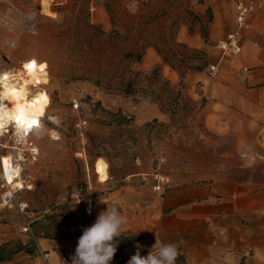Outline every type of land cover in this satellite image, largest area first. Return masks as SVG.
Here are the masks:
<instances>
[{
	"label": "rangeland",
	"instance_id": "rangeland-1",
	"mask_svg": "<svg viewBox=\"0 0 264 264\" xmlns=\"http://www.w3.org/2000/svg\"><path fill=\"white\" fill-rule=\"evenodd\" d=\"M43 1L0 0L3 67L26 77L21 68L29 60L48 66L49 84L39 88L46 94L47 112L35 120V127L40 119L42 124L28 137L39 146L37 160L26 149L9 148V138L1 150L3 161L19 159L23 190L17 195L29 204L34 235L33 221L39 217L68 223L83 200L93 202L123 184L119 181L134 177L136 186L152 181L161 157L162 172L179 181L225 178L264 190V117L248 115L256 108L235 98L243 95L235 79L244 78L233 73L234 60L220 62L217 42H209L213 14L207 0H51L49 11ZM159 50L175 65L178 82L169 79ZM175 50L180 62L172 57ZM151 53L161 63L150 68ZM212 65H219L214 75ZM74 99L82 103L78 112L72 109ZM143 101L162 106L168 121L142 125L132 104ZM175 103L179 109L173 112ZM122 107H129L128 116ZM216 109L228 112L229 121L217 134L209 122ZM79 120L88 122L81 132L75 127ZM246 142L254 147L243 154L237 146ZM98 159L114 178L108 185L95 173ZM76 192H81L80 204L72 198ZM23 224L14 210L1 211L0 227L15 232ZM15 247L16 242L1 246L0 253L6 257Z\"/></svg>",
	"mask_w": 264,
	"mask_h": 264
},
{
	"label": "crops",
	"instance_id": "crops-1",
	"mask_svg": "<svg viewBox=\"0 0 264 264\" xmlns=\"http://www.w3.org/2000/svg\"><path fill=\"white\" fill-rule=\"evenodd\" d=\"M237 1L254 3V11L243 33L242 52L231 65L233 73H240L244 78L235 79L238 91L243 94H235V98L256 108L248 115L259 119L264 117V0H207L213 14L209 42L215 44L234 28ZM147 59L150 68L161 63L157 54L151 53ZM164 67L169 68L172 83L178 82L176 72L167 65ZM132 105L139 110L138 119L142 125L152 120L168 121V116L155 104L143 101ZM128 108L122 107V113H129ZM225 113L218 109L211 111L209 122L215 127L211 132L217 134L222 132L221 128L228 127L229 121H225L228 112ZM253 147L246 142L237 149H242L244 154ZM133 178L119 181L123 184L93 202L83 200L81 207L73 210L68 223L57 218L44 219V216L35 219L36 240L33 243L27 241L19 229L11 232L7 226L0 227V247L16 242L15 249L3 257L0 264H45L40 250L47 253L48 264H61V260L71 264L67 254L71 259L79 237L68 236L67 229L82 234L83 228L93 224L107 206H117L127 217L120 238L130 239L124 249L119 239L111 264H127L138 245L141 255L146 256L156 238L178 245L176 264H264V190L256 191L249 182L225 178L189 184L172 175L170 187L155 191L153 181L136 186L139 179ZM111 179L114 178L110 175Z\"/></svg>",
	"mask_w": 264,
	"mask_h": 264
},
{
	"label": "built area",
	"instance_id": "built-area-1",
	"mask_svg": "<svg viewBox=\"0 0 264 264\" xmlns=\"http://www.w3.org/2000/svg\"><path fill=\"white\" fill-rule=\"evenodd\" d=\"M253 11L254 3L247 4L243 1H237L235 5V28L215 45V48L220 52V62L229 59L234 60L242 52L243 33L248 27V21ZM4 61V58L0 56V111L3 112L9 111L12 108V104L9 99L3 96L5 86L8 83H22L23 78H26L23 77L21 73L5 69L2 64ZM25 64L22 65V73L26 72ZM218 71L219 65H212L209 68V73L211 75L216 74ZM29 89L32 91L36 89V87L32 85ZM81 107L82 103L80 101L75 99L72 101V109L74 112L80 111ZM0 121V213L2 210H14L24 221V224L20 229L21 233L30 234L31 238L35 241L36 239L31 228L32 222L29 221V204L26 201L21 200L17 195L20 191L16 188L14 189L13 186L10 185L1 163L3 158L1 150H5V148H7V144L3 143V139L9 138V140L12 141V145L9 148L14 150L26 149L29 152L30 159L32 161H36L39 156V146L33 141L28 140V137L40 128L42 120L40 119L39 126L33 127L28 132L26 131L24 135L19 131L17 125L13 121H7L5 119H1ZM87 123L88 122L86 120H79L75 127L81 132L86 128ZM10 161L14 166L20 167L17 165V163H19V159H12V157H10ZM164 161L165 159L163 157L158 158L155 171L151 175L154 183L153 189L155 191H162L172 185V178L162 172ZM21 171L20 167V176ZM72 198L76 204H80L82 202L81 192H76ZM40 256L44 263L48 264L47 253L40 250Z\"/></svg>",
	"mask_w": 264,
	"mask_h": 264
},
{
	"label": "clouds",
	"instance_id": "clouds-1",
	"mask_svg": "<svg viewBox=\"0 0 264 264\" xmlns=\"http://www.w3.org/2000/svg\"><path fill=\"white\" fill-rule=\"evenodd\" d=\"M88 212L91 213L90 207ZM127 222V217L117 206H107L93 224L83 228L71 264H111L117 252L121 229ZM140 247L137 246L127 264H175L178 256L176 243H163L157 238L146 256L141 255ZM61 264L67 262L61 260Z\"/></svg>",
	"mask_w": 264,
	"mask_h": 264
},
{
	"label": "bare ground",
	"instance_id": "bare-ground-1",
	"mask_svg": "<svg viewBox=\"0 0 264 264\" xmlns=\"http://www.w3.org/2000/svg\"><path fill=\"white\" fill-rule=\"evenodd\" d=\"M42 6L44 11H49L52 7V1L44 0ZM47 67V63L45 62L36 63L33 60H29L25 64L26 78H23V82L8 83L3 91V96L9 99L12 108L9 111H0V120L13 121L23 135L26 131L28 132L35 127V120L37 118L42 117L43 113L47 112L44 102L46 94L44 91L39 90L41 85L49 84ZM18 73H20V70H18ZM32 85L36 87V89L32 90L33 92L29 89ZM2 166L8 181L11 182L10 185L22 191L23 189L20 188V181L22 180L20 167L14 166L10 161V157L5 161L2 158ZM108 171V165L101 159H98L95 163V173L98 175L100 182L108 181Z\"/></svg>",
	"mask_w": 264,
	"mask_h": 264
},
{
	"label": "trees",
	"instance_id": "trees-1",
	"mask_svg": "<svg viewBox=\"0 0 264 264\" xmlns=\"http://www.w3.org/2000/svg\"><path fill=\"white\" fill-rule=\"evenodd\" d=\"M205 41H206V39H205ZM177 46L178 47H183V45H180V44H177ZM195 53L196 54H200L201 52L200 51H195ZM158 54L160 55V57L162 58V61H163V63L165 64V65H168V66H170L172 69H175L176 67H175V65L166 57V55L162 52V51H158ZM180 55V53L177 51V50H175L173 53H172V57L176 60V61H178V62H180V60H178L177 59V56H179ZM140 60H141V55L139 54L138 56H137V62H140ZM159 70V67H156V69H154L153 70V77H155L156 78V72ZM195 70L197 71V72H200L201 71V69L200 68H195ZM134 74V76H138V75H140V73L139 72H136V73H133ZM178 95H179V93H178ZM138 105V104H137ZM179 109V106L177 105V103H175L174 105H172V107H171V111L173 110V112H176L177 110ZM160 111L162 112V113H164L163 111H164V108L161 106V108H160ZM128 118V117H127ZM66 233H67V235L68 236H73V235H77L78 237H80V235H81V233L80 232H78V231H70L69 229H67V231H66ZM129 242H130V239L129 238H124V237H121L120 238V245H121V248H126L127 247V245L129 244ZM67 260L70 262V258L68 257V254H67ZM3 261V255H2V253L0 254V262H2Z\"/></svg>",
	"mask_w": 264,
	"mask_h": 264
}]
</instances>
